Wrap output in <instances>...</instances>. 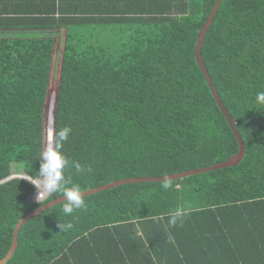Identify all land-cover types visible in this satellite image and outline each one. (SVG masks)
Instances as JSON below:
<instances>
[{
  "label": "trees",
  "instance_id": "16d2710c",
  "mask_svg": "<svg viewBox=\"0 0 264 264\" xmlns=\"http://www.w3.org/2000/svg\"><path fill=\"white\" fill-rule=\"evenodd\" d=\"M191 2L190 13L118 44L97 36L92 21L91 30L74 24L60 58L53 38L0 33V182L13 163L35 178L49 134L65 127L62 151L84 168L70 163L65 175L81 191L236 154V135L196 61L216 0ZM202 55L245 142L242 162L106 189L68 215L57 204L23 225L6 264H264V104L256 101L264 92V0H223ZM35 191L25 178L0 184V260L18 221L41 206L30 200ZM177 210L183 216L172 225Z\"/></svg>",
  "mask_w": 264,
  "mask_h": 264
},
{
  "label": "crops",
  "instance_id": "0c3cea01",
  "mask_svg": "<svg viewBox=\"0 0 264 264\" xmlns=\"http://www.w3.org/2000/svg\"><path fill=\"white\" fill-rule=\"evenodd\" d=\"M191 3V0H0V22H8L0 26V33L19 38H53L62 56L69 31L76 29L74 24L84 22L88 26L77 28L91 30L92 21L97 36L118 44L125 39L121 38L123 35L129 38L153 28L162 29L154 25L167 17L190 13Z\"/></svg>",
  "mask_w": 264,
  "mask_h": 264
},
{
  "label": "clouds",
  "instance_id": "9594fccd",
  "mask_svg": "<svg viewBox=\"0 0 264 264\" xmlns=\"http://www.w3.org/2000/svg\"><path fill=\"white\" fill-rule=\"evenodd\" d=\"M256 101L264 104V92L257 93ZM70 132L71 129L65 127L54 134H49L47 145L39 155L40 167L35 178L28 174H26L27 177L18 175L22 176L20 178L26 177L25 179L35 186L37 189V199L35 201H38L42 206L53 201L56 196L65 197V202L61 204H63V213L66 215L73 213L74 210L86 207L84 194L80 186L78 184L69 186L70 181L65 175V169L69 167L70 163L77 173L84 171L79 162H70L62 151L63 142L69 139ZM167 179L166 177L165 180ZM162 186L164 189H168L171 184L165 182ZM182 216L183 212L181 210L171 213L169 223L172 225L177 224L178 221H181ZM59 227L61 231H66L71 228V224L63 225L60 223Z\"/></svg>",
  "mask_w": 264,
  "mask_h": 264
},
{
  "label": "water",
  "instance_id": "95a60500",
  "mask_svg": "<svg viewBox=\"0 0 264 264\" xmlns=\"http://www.w3.org/2000/svg\"><path fill=\"white\" fill-rule=\"evenodd\" d=\"M222 1L223 0H216V3L214 5L208 19L206 20L203 27L201 28V30L198 33V40H197L196 47H195L196 61L199 65V67L201 68V70H202V72H203V74H204V76H205V78H206V80L210 86V89L213 92V95L216 99L217 104L219 105V107L223 111L229 125L231 126L233 132L236 135V138H237L238 143H239V151L236 154L230 156L227 160L220 162V163L213 164V165H209V166L194 168V169H190V170H186V171H182V172H178V173H173V174H168V175H162V176L132 177V178L116 180L114 182L106 183V184L100 185L98 187L82 190L84 196L91 195V194H94V193H97V192H100V191H103L106 189L114 188V187H117L120 185L129 184V183L165 181L166 177L168 178L167 180H174V179L176 180V179L187 177L190 175L206 173V172H210L213 170L226 168L229 166H236L242 162V160L244 159V157L246 155L245 142L243 140V137H242L233 117L231 116L226 105L224 104L216 85L213 83L212 77L209 73V70H208V68L204 62L203 55H202V47L204 44L205 36H206L210 26L212 25L216 15L219 11V8L221 6ZM14 177H22V176L12 175L11 177H8L6 180L1 181L0 184L11 179V178H14ZM24 178H26V177H24ZM65 200H66L65 197H62V196L57 197L53 201L49 202L48 204L43 205V206L42 205L39 206L38 208L34 209L33 211H31L30 213L25 215L23 218H21L14 228L12 246H11L9 252L0 260V264H6L15 254L17 247H18V244H19V232H20V230L24 224H26L33 217L39 215L43 211H45V210H47L53 206H56L57 204L65 202Z\"/></svg>",
  "mask_w": 264,
  "mask_h": 264
},
{
  "label": "rangeland",
  "instance_id": "374dc122",
  "mask_svg": "<svg viewBox=\"0 0 264 264\" xmlns=\"http://www.w3.org/2000/svg\"><path fill=\"white\" fill-rule=\"evenodd\" d=\"M121 38H125V37H121ZM127 38V37H126ZM106 40V39H105ZM60 48H61V46H60ZM61 56H59V58H60ZM58 74H59V68H57V71L55 72V78H54V81H55V83L57 82V80H58ZM53 96H54V93H53ZM54 104H55V102H54ZM54 104L52 105V108H51V117H52V119H51V121H52V123H53V115H54ZM12 173L14 174V175H16V174H20V175H26V174H24V168H23V166L21 165V164H19V163H13L12 164ZM28 175H26V177H27ZM32 198L30 199V200H33V201H35V199H37V189H36V191L34 192V194L31 196Z\"/></svg>",
  "mask_w": 264,
  "mask_h": 264
}]
</instances>
